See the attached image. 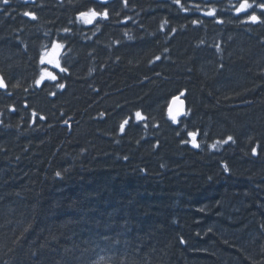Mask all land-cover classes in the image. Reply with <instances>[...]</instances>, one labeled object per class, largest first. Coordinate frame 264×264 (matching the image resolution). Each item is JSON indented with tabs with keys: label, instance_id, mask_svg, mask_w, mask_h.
I'll return each mask as SVG.
<instances>
[{
	"label": "trees",
	"instance_id": "1",
	"mask_svg": "<svg viewBox=\"0 0 264 264\" xmlns=\"http://www.w3.org/2000/svg\"><path fill=\"white\" fill-rule=\"evenodd\" d=\"M240 2L0 0V264H264V0Z\"/></svg>",
	"mask_w": 264,
	"mask_h": 264
},
{
	"label": "snow or ice",
	"instance_id": "2",
	"mask_svg": "<svg viewBox=\"0 0 264 264\" xmlns=\"http://www.w3.org/2000/svg\"><path fill=\"white\" fill-rule=\"evenodd\" d=\"M124 2L126 5L127 0H124ZM174 2L178 5H181V7L184 11H188V9L184 8L183 5L181 4V0H174ZM3 3H5V4L8 3V0H3ZM256 6L259 9L264 10V3H260ZM196 7L199 8V5H197ZM252 7H253V3H251L250 0H241L239 5L235 7V13L236 14L246 13ZM205 14L208 16H215L216 15V9L211 8ZM262 14H264V13H262ZM24 15L29 16L32 19H36L35 14L32 12L26 11L24 13ZM108 16H109V13H108L107 8H105L103 12H97L95 9H89L87 11L79 12L77 19H83L84 22H86L87 24H92L93 21L97 20V18L106 20V19H108ZM217 22L222 23L223 21L218 20ZM242 22L256 24L258 22L264 23V20H262L261 16L257 15L256 12L253 11V12H251V14L247 15L245 17V20ZM165 23H167V21H165ZM192 23L198 24V23H200V21L193 20ZM173 31H175V30L173 29ZM64 32H66V33L69 32V29H64ZM125 34L127 35V33H125ZM129 39H131V37H129ZM63 47H64L63 44L54 41L51 50H46L45 53L41 55L40 62L43 64V63H45V61H47V63L53 64L54 67L59 68L61 72H66L67 69L61 67L60 60L58 59V57L60 56V52L63 49ZM156 59L159 60L160 57H156ZM45 77H47L51 81H57V76L55 74L48 71L47 69H42L39 78L37 80H35V84L37 86H40L42 84V82L45 81ZM55 87H57L59 89H64L65 85L63 83H57L55 85ZM0 88H7V84H6L3 76H0ZM52 95H55V93H52ZM180 95H184V93H180ZM177 102H179L180 105H183V103H184L182 100L179 99V96H173L172 97V104H176ZM184 114H187V113H184ZM101 115L103 116L104 114L102 113ZM169 115H170V118L174 122H178L177 117L179 115H181V112L179 109H177L174 112L171 105H170L169 106ZM32 116L35 120V118L37 117V113L35 111H33ZM135 116L137 118H141V113L139 111H137L135 113ZM39 119H45V117L40 116ZM65 123H67V121H65ZM128 124H130V120L129 119L124 120L123 123H121L119 125L120 131L125 132V125H128ZM177 135H179V133H177ZM188 135L193 137V140H192L193 146L199 147V145L196 143V139H195L196 133L195 132H189ZM232 140H233V137H231V136L227 137V141H232ZM182 142H185V141H182ZM252 153L256 154L257 149L253 148ZM224 170L227 171L228 170L227 167H225ZM56 175L60 176L61 173L57 172Z\"/></svg>",
	"mask_w": 264,
	"mask_h": 264
},
{
	"label": "water",
	"instance_id": "3",
	"mask_svg": "<svg viewBox=\"0 0 264 264\" xmlns=\"http://www.w3.org/2000/svg\"><path fill=\"white\" fill-rule=\"evenodd\" d=\"M179 99L182 100V101L184 102V99H182V98H180V97H179ZM170 105H171V107H172V109H173L174 112H175L177 109L180 110L181 114L184 113V111H185V102L183 103V105H180L179 102H177L176 104H172V100H171L169 106H170ZM169 106H168V113H169Z\"/></svg>",
	"mask_w": 264,
	"mask_h": 264
},
{
	"label": "rangeland",
	"instance_id": "4",
	"mask_svg": "<svg viewBox=\"0 0 264 264\" xmlns=\"http://www.w3.org/2000/svg\"><path fill=\"white\" fill-rule=\"evenodd\" d=\"M51 48H52V45L48 48V49H46V50H51ZM45 50V51H46ZM45 53V52H44ZM43 53V54H44ZM59 58V57H58ZM44 64H46V65H49V66H54L53 64H49V63H47V61H45V63ZM48 70V69H47ZM48 71H50V70H48ZM51 72V71H50ZM46 78V77H45Z\"/></svg>",
	"mask_w": 264,
	"mask_h": 264
}]
</instances>
